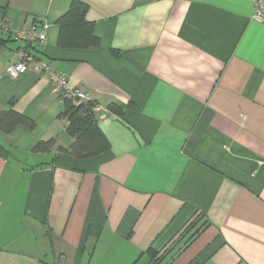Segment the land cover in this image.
<instances>
[{"label": "crops", "instance_id": "crops-1", "mask_svg": "<svg viewBox=\"0 0 264 264\" xmlns=\"http://www.w3.org/2000/svg\"><path fill=\"white\" fill-rule=\"evenodd\" d=\"M71 0H0V110L35 121L0 131V264H143L201 209L210 224L171 264H264V21L253 0H82L97 47L60 48ZM41 27L37 56L96 102L106 152L69 145L59 89L44 74L10 77ZM119 105L124 118L107 105ZM54 155V160H50ZM47 163L39 164L38 163Z\"/></svg>", "mask_w": 264, "mask_h": 264}, {"label": "trees", "instance_id": "trees-1", "mask_svg": "<svg viewBox=\"0 0 264 264\" xmlns=\"http://www.w3.org/2000/svg\"><path fill=\"white\" fill-rule=\"evenodd\" d=\"M87 4L82 0H71L68 8L60 14L55 23L58 27L56 45L60 48L88 49L100 44L99 37L94 32V24L86 17ZM12 32L8 25L0 20V43L12 39ZM23 40V39H22ZM24 41L25 48L36 57L39 45L36 42ZM19 49V47H18ZM61 110L58 118L64 120L65 131L71 136L69 145L57 142L55 137L37 140L31 147L33 153H51L56 150L73 156L76 159L92 158L109 150L110 141L98 124L95 112L96 102L91 99H76L69 91L59 92ZM110 112L124 118L122 108L110 102L107 105ZM27 129L35 126V121L14 108L13 100H9L7 107L0 110V131L10 133L16 126ZM54 155L50 160H54ZM47 164L38 163L36 165ZM210 222L201 209L195 213L176 231V233L162 246L147 247L136 259L143 258V264H171L175 258L207 227Z\"/></svg>", "mask_w": 264, "mask_h": 264}, {"label": "built area", "instance_id": "built-area-1", "mask_svg": "<svg viewBox=\"0 0 264 264\" xmlns=\"http://www.w3.org/2000/svg\"><path fill=\"white\" fill-rule=\"evenodd\" d=\"M251 19L257 22L264 21V0H253ZM17 36L28 42H36L38 44H42L46 41V33L44 29L36 26L17 33ZM6 71L10 77H16L25 72L44 74L50 83L57 86L60 92L65 90L69 91L76 99H88L85 93L68 87L65 73L56 70L47 61L36 57L25 48H19L16 50V59L8 66Z\"/></svg>", "mask_w": 264, "mask_h": 264}]
</instances>
